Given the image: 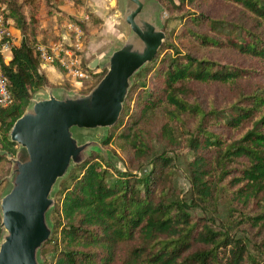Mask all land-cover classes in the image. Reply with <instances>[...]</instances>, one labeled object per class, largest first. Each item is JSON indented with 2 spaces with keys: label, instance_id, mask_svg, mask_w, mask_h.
Listing matches in <instances>:
<instances>
[{
  "label": "trees",
  "instance_id": "obj_1",
  "mask_svg": "<svg viewBox=\"0 0 264 264\" xmlns=\"http://www.w3.org/2000/svg\"><path fill=\"white\" fill-rule=\"evenodd\" d=\"M33 1L0 0L21 35L0 63L12 99L0 106V160L15 154L13 122L49 85L35 13L23 11ZM160 1L182 25V48L160 55L163 42L131 75L107 138L125 141L138 172L110 167L93 150L69 167L57 179L50 235L35 253L45 264H264V0H218L227 6L214 16L192 11L202 0ZM197 47L232 51L243 63ZM156 111L164 149L142 170L151 151L142 125ZM179 147L190 153L188 197L165 187L168 154Z\"/></svg>",
  "mask_w": 264,
  "mask_h": 264
},
{
  "label": "rangeland",
  "instance_id": "obj_2",
  "mask_svg": "<svg viewBox=\"0 0 264 264\" xmlns=\"http://www.w3.org/2000/svg\"><path fill=\"white\" fill-rule=\"evenodd\" d=\"M138 2L140 9L133 17V22L147 37L155 34L158 30L162 31L164 36L161 44L163 42L169 44L160 55L164 53L171 54L173 46L182 48L178 41V38L181 39L178 35L182 32V25L176 19L169 20V12L163 3L160 0H138ZM33 3L35 6L26 5L23 11L26 15L31 11L35 13L37 19V40L35 45L38 43L46 44L48 41L56 40L58 31L67 32L70 40L73 41L76 32L64 26L66 22H69L79 30L77 35L78 42L82 46V63L87 65L92 63L93 65L96 62V65L91 70L94 74L90 76L87 70L88 78L81 81L71 80L60 68H57L60 73H58L60 75L59 78L47 72L49 85L34 93L32 100L45 98L49 95L81 100L87 97L90 90L95 86L100 71L106 70L107 58L113 50L123 44L129 45L130 47L128 46L127 48L132 51L138 52L142 49L141 41L124 21L125 7L131 8L133 5L130 0H51L49 5H45L41 0H34ZM0 6L4 5L0 4ZM225 6L227 5L218 0H202L197 7L191 9L194 12L206 11L214 16L222 13ZM228 7L230 8L229 5ZM6 9L9 12V9ZM68 9H74V13L72 15L67 14ZM182 41H185V39H182ZM195 46L199 45L195 43ZM197 48H199V53H205L204 55L210 58L219 59L220 61L235 60L243 63L237 55H233L232 51L230 52L229 50L215 49L214 47H208V49ZM41 70L43 69L41 68ZM199 86L204 89L207 88L206 85ZM211 89L213 88L211 87ZM222 93L223 91L219 90V94ZM31 102L28 106V111L31 108ZM163 120L162 113L156 111L142 125V129L145 131L144 134L149 137L151 143L150 155L143 162L142 170L151 167L148 161L152 154L164 149V143L155 135L156 129L162 124ZM69 133L76 146L83 145L76 159L86 156L89 150H93V153L101 156L104 159L103 163L110 167L121 171L138 172L139 166L132 161L130 153L125 148V141L118 138L116 134L107 139L110 127L89 128L72 126L69 128ZM168 155L172 157V162L164 172L166 177L165 187L166 189L173 187L181 195L188 197L186 163L190 158V153L185 147H179ZM24 160H26V154L18 144L15 146V154L13 156L5 155L0 160V198L14 186L18 164ZM73 164L74 161L70 160L67 169ZM58 181L55 182L48 194L51 204L44 212V223L49 228V235L51 228L49 212L54 205ZM5 234L6 231L2 229L1 239ZM36 257L38 264H45L39 254Z\"/></svg>",
  "mask_w": 264,
  "mask_h": 264
},
{
  "label": "water",
  "instance_id": "obj_3",
  "mask_svg": "<svg viewBox=\"0 0 264 264\" xmlns=\"http://www.w3.org/2000/svg\"><path fill=\"white\" fill-rule=\"evenodd\" d=\"M130 1L133 5L125 7L124 21L141 41V51L121 45L109 54L105 73L87 97L49 95L31 100L30 110L27 107L10 128L9 139L22 147L26 160L18 164L14 186L0 198V226L6 231L0 240V264H38L36 249L49 235L44 223V212L51 204L48 194L69 161L78 163L84 158L76 159L83 145H75L69 128L115 124L131 75L161 45L162 31L147 37L133 22L140 5L138 0ZM95 65L89 63L88 67Z\"/></svg>",
  "mask_w": 264,
  "mask_h": 264
},
{
  "label": "built area",
  "instance_id": "obj_4",
  "mask_svg": "<svg viewBox=\"0 0 264 264\" xmlns=\"http://www.w3.org/2000/svg\"><path fill=\"white\" fill-rule=\"evenodd\" d=\"M64 26L76 32L73 41L64 31L57 32L54 41L35 45L40 68L45 65H55L74 81L88 78L87 64L82 63V46L78 42L79 30L76 26L66 22ZM13 21L5 6H0V63L7 64L11 58V49L16 46V39L12 33ZM12 99L7 89L6 77L0 67V106L11 103Z\"/></svg>",
  "mask_w": 264,
  "mask_h": 264
},
{
  "label": "crops",
  "instance_id": "obj_5",
  "mask_svg": "<svg viewBox=\"0 0 264 264\" xmlns=\"http://www.w3.org/2000/svg\"><path fill=\"white\" fill-rule=\"evenodd\" d=\"M74 13V9H68L67 10V14H73ZM12 33L14 34L15 36V41H16V45L19 44V41H20V38H21V35L19 33V30H17L14 26L12 27ZM58 67L55 66V65H45L41 70L46 76H47V79H48V73H52L53 75L57 76V78H59V72H58ZM41 69V68H40ZM48 72V73H47ZM59 73V74H58ZM49 81V79H48Z\"/></svg>",
  "mask_w": 264,
  "mask_h": 264
}]
</instances>
